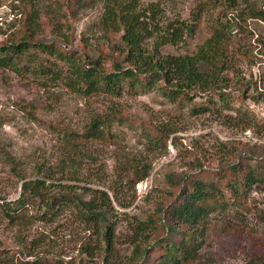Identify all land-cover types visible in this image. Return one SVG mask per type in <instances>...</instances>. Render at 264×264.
<instances>
[{
    "label": "rangeland",
    "instance_id": "1",
    "mask_svg": "<svg viewBox=\"0 0 264 264\" xmlns=\"http://www.w3.org/2000/svg\"><path fill=\"white\" fill-rule=\"evenodd\" d=\"M127 2L128 0H121ZM108 0H0V43L18 39L28 28L27 15L39 13L36 40L69 52L79 61L101 59L107 68L123 61L112 51L121 34H107L100 21ZM138 10L152 18L149 54L191 55L210 37L208 25L231 20L227 46L232 61L228 89L239 98L233 110L194 114L162 95L158 88L120 97L96 93L85 97L64 80L0 69V250L16 264L48 259L64 264H102V235L82 219L77 201L56 204L52 221L46 203L54 195L91 200L96 191L110 195L115 228V259L126 261L137 240L135 226L177 195L169 178L200 171L219 172L252 152H264V22L242 18L246 9H263L264 0H138ZM154 9V12L152 10ZM194 26L178 45H161L169 25ZM6 31V33L4 32ZM5 33V34H4ZM248 56L243 58L237 51ZM31 66H54L63 76L68 64L36 48ZM31 59V56H29ZM41 83H48L47 86ZM198 103L200 98L196 100ZM116 115V117L114 116ZM109 116L111 137L86 145L71 144L93 120ZM10 158H13L11 161ZM134 166L150 176L134 184ZM47 181L42 201H29L25 216L11 223L5 204L21 197L25 182ZM52 212V211H50ZM201 247L189 264H264V185L248 201L209 220ZM95 251L91 257L87 249Z\"/></svg>",
    "mask_w": 264,
    "mask_h": 264
},
{
    "label": "trees",
    "instance_id": "2",
    "mask_svg": "<svg viewBox=\"0 0 264 264\" xmlns=\"http://www.w3.org/2000/svg\"><path fill=\"white\" fill-rule=\"evenodd\" d=\"M20 1L27 3V0ZM138 7V0H108L105 6L100 21L101 30L107 34H121L120 43H114L111 47L112 51L123 56V61L113 60L111 68H107L101 59L79 61L61 48L36 40L41 25L38 23L39 13L33 10L27 15L28 28L23 36L12 40L7 37L0 43V69L10 70L25 79L27 74H39L47 78L50 76L52 81L64 80L69 88L85 97L96 93L120 97L125 91L136 94L140 90L156 87L171 102L191 106L194 114L215 111L217 106L233 110L239 98L226 91L229 86L226 72L232 67L227 46L236 23L228 20L208 25L211 37L191 55H154L147 53L144 47L146 40L153 35L152 18L139 11ZM241 15L242 18L264 22L263 9H246ZM194 30V26L184 22L171 23L161 45H178ZM32 48L67 63L69 75L64 77L62 70L42 63L31 66L38 56L30 55ZM236 53L243 58L248 56V52L243 54L241 50ZM29 56L31 59H28ZM261 94L264 97V92ZM198 98L201 99L199 103L196 101ZM112 125L109 116L99 117L92 121L83 135L72 134L70 142L74 146H82L91 141L110 138ZM2 152L4 150L0 149V154ZM133 176L136 185L147 179L150 171L148 169L142 173L134 166ZM169 181L178 190L175 193L178 195L171 199L166 208L158 207L147 220L136 224L134 230L137 240L132 241L134 248L126 261H118L114 257L115 228L111 218L115 208L105 191H96L89 201L71 195H54L46 203L48 213L35 217L50 222L56 204L61 205L66 199L77 201L76 207L82 219L93 224L94 231L103 237L101 244L105 256L102 264H189L200 250V239L207 232L209 218L215 213H224L232 207L244 205L254 187L264 185V152H252L219 172L188 173L177 177V180L169 178ZM41 187H48L47 181L25 182L21 197L4 205L5 215L11 223L25 217L22 210L30 200L42 201ZM89 249L86 251L88 255L96 257L95 251ZM0 264L16 263L9 252L0 250ZM19 264L64 263L60 260L38 259Z\"/></svg>",
    "mask_w": 264,
    "mask_h": 264
}]
</instances>
